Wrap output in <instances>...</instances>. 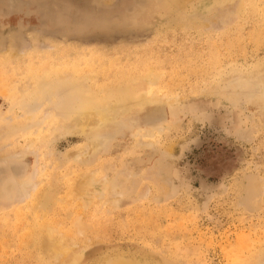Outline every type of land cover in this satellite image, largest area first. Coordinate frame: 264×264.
Listing matches in <instances>:
<instances>
[{"label":"rangeland","instance_id":"1","mask_svg":"<svg viewBox=\"0 0 264 264\" xmlns=\"http://www.w3.org/2000/svg\"><path fill=\"white\" fill-rule=\"evenodd\" d=\"M263 75L264 0H0V264H264Z\"/></svg>","mask_w":264,"mask_h":264},{"label":"bare ground","instance_id":"2","mask_svg":"<svg viewBox=\"0 0 264 264\" xmlns=\"http://www.w3.org/2000/svg\"><path fill=\"white\" fill-rule=\"evenodd\" d=\"M254 72V71H253ZM261 72V71H259ZM260 82H264V75L259 79ZM51 82V81H50ZM104 90V89H103ZM21 91V90H20ZM19 91V92H20ZM39 91V90H38ZM18 92V93H19ZM155 92V91H154ZM154 92L151 93V95L149 97H147L148 99H154L156 95ZM37 95L39 94L36 93ZM16 95V94H15ZM41 95V94H40ZM162 96V95H161ZM99 97V96H98ZM101 97V96H100ZM103 97V96H102ZM159 97V96H158ZM163 97V96H162ZM131 98V97H130ZM160 98V97H159ZM144 97L141 96L139 97V101L137 102H144ZM158 99V98H157ZM87 100V99H85ZM138 100V99H137ZM166 100V99H165ZM98 101V100H97ZM102 101V100H101ZM87 102V101H85ZM85 102H83L85 105L84 108L82 109L81 112H79L81 115V117L84 119L85 124H91V123H103L104 121H106L109 117L111 113H118L116 110H118L119 112H123V109L120 110V108L122 107V104H120L121 102H110V101H103L100 102L99 104H85ZM126 102V101H125ZM93 103V102H92ZM138 104V103H137ZM123 108V107H122ZM30 116V115H29ZM80 117V116H79ZM30 118V117H29ZM50 119V118H49ZM22 120V119H21ZM75 121H77V118L75 119ZM27 122V121H26ZM77 125V124H76ZM68 126V125H67ZM58 131V130H57ZM59 132V131H58ZM94 146V145H93ZM104 171V170H103ZM90 172V171H89ZM82 175V174H81ZM100 179V178H99ZM102 179V178H101ZM100 179V180H101ZM103 180V179H102ZM85 184V183H84ZM108 186V185H107ZM34 187V186H33ZM33 189V188H32ZM72 189V188H71ZM73 190V189H72ZM24 194V193H23ZM98 195V194H97ZM100 196V195H99ZM110 198V197H109ZM80 199V198H79ZM111 204V203H110ZM114 204V203H113ZM35 206V205H34ZM37 207V205L35 206ZM34 207V208H35ZM40 211V210H39ZM38 211V212H39ZM42 216V215H41ZM46 224V222H45ZM45 229L47 225H44ZM48 228V227H47ZM85 228V227H84ZM43 229V230H45ZM50 229V228H49ZM48 229V230H49ZM47 230V229H46ZM47 230V231H48ZM79 230V229H78ZM84 230V229H83ZM82 231V230H81ZM51 233V230H50ZM78 233V232H77ZM46 234V235H45ZM44 235L45 240H47L46 238L49 239V242L51 243V257L52 259L56 260V261H64L65 259H67L70 255V253L72 252L70 249V246L67 242V240L65 238H63V235H56V237H52L53 235H49L48 233H44L42 236ZM68 236V235H67ZM66 236V238H67ZM69 237V236H68ZM68 239V238H67ZM70 239V238H69ZM48 241V240H47ZM69 241V240H68ZM48 243V242H46ZM46 243H44L45 245H47ZM50 243H48V245H50ZM41 246V245H40ZM43 246V245H42ZM44 249V248H43ZM42 250V249H41ZM44 253V252H43ZM41 253V254H43ZM45 254V253H44ZM53 255V256H52ZM78 254L75 255L76 259L78 258ZM48 257V256H47ZM50 257V256H49ZM50 257V258H51ZM53 261V260H52ZM60 262V263H61ZM105 264H134L131 262L126 261L123 258H112V259H107V261L105 262Z\"/></svg>","mask_w":264,"mask_h":264}]
</instances>
